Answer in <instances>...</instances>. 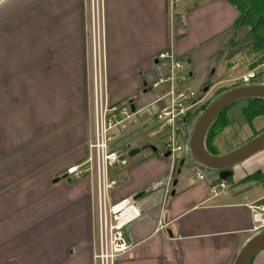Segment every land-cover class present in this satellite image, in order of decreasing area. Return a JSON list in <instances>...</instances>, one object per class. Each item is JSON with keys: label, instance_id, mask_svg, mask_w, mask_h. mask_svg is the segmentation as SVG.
I'll return each instance as SVG.
<instances>
[{"label": "crops", "instance_id": "crops-1", "mask_svg": "<svg viewBox=\"0 0 264 264\" xmlns=\"http://www.w3.org/2000/svg\"><path fill=\"white\" fill-rule=\"evenodd\" d=\"M100 1L109 102L132 100L136 110L156 96L150 87L165 71L157 60L159 54L173 53L187 68L191 81L203 83L213 78L239 18L237 9L226 0ZM0 6L1 45L4 39H8L6 43L15 40L5 50H20L8 55L1 51V89L7 86L5 81L2 84L3 72H19L23 66L34 71L42 66L41 72H50L60 63L53 61L56 51L74 44L82 71L84 65L86 93L84 0H0ZM39 59L43 61L38 63ZM81 116L75 135L69 132L64 138H43L33 144L25 159L15 152L18 158L13 161L18 163L1 164L0 264H22L17 261L21 254L10 245L15 240L37 243L36 249L44 250L43 260L32 264H83L85 257L92 264V181L65 175L67 168L81 164L89 155L90 100ZM43 126L41 123V131L30 137L31 143L43 135ZM41 146L44 148L37 151ZM134 146L140 151L129 157L126 168L116 170L119 185L110 199L117 202L144 194L136 200L140 217L123 231L130 248L114 264H233L241 247L255 234L250 206L264 204V182L258 184L264 176L251 178L256 170L238 178L236 184L226 181L233 187L213 195L209 185L217 180L197 181L190 163L195 172H199L198 166L188 152L176 163L175 158L163 157L157 139L139 138ZM261 160L263 170L264 153ZM56 179L59 181L53 183ZM155 182L162 186L149 190ZM241 183L248 184L243 192ZM249 264H264V249Z\"/></svg>", "mask_w": 264, "mask_h": 264}, {"label": "rangeland", "instance_id": "rangeland-1", "mask_svg": "<svg viewBox=\"0 0 264 264\" xmlns=\"http://www.w3.org/2000/svg\"><path fill=\"white\" fill-rule=\"evenodd\" d=\"M92 2L90 0H84V12L86 20V80L84 91V65L82 71V64L76 51L74 44L66 46L56 51L52 56L53 61H60L55 64L54 69L50 72H41L45 67L39 66L38 71L27 70L28 66H23V69L19 72L4 73L2 76L5 78L4 88L1 89V51H4L5 55H8L12 50H5V47L11 46L15 40L4 39L1 45V6H0V123H1V160L0 166L4 163L14 162L16 153H20L23 159H25L30 153L33 144L40 142L43 138H57L65 135L66 133L73 134L77 133L76 127L81 119L82 111L88 109V103L90 100L93 103V77L94 74H100L102 79L101 89L105 90L108 94V82L106 78L107 66L103 61L101 64L94 63V55L97 59V54H100L101 60L104 56L103 48V33H102V22H103V10L98 11L99 17L92 16ZM4 26V24H3ZM99 27L100 29H97ZM94 29V30H92ZM247 28L238 29L236 39L233 44L230 45V49L224 56H228L226 60L221 61L216 67V73L211 80L213 92L220 93L234 86L240 85L238 81L240 78L250 71L251 57L246 46L249 42L239 43L237 40H242L246 33ZM42 39L41 41H43ZM238 43V44H237ZM19 49L13 50L12 52L19 53ZM42 50L39 48L38 53ZM4 53L2 55H4ZM224 52L221 53L222 57ZM173 54V53H172ZM173 56H175L173 54ZM44 58V56L41 55ZM224 58V57H223ZM42 59L38 60L42 62ZM264 64V59L261 60ZM183 67L187 70V68ZM56 70V71H55ZM260 70V69H259ZM258 70V71H259ZM37 75L36 80H32ZM42 77H46L45 81ZM70 77L69 81H58L59 78ZM20 78V79H18ZM7 79H10L6 82ZM24 79V80H21ZM32 80V82H30ZM188 87L195 93L199 94L203 99H209L214 97V93H208L206 96L200 94L203 92V86L201 82L196 79L189 81ZM115 93V91H114ZM212 96V97H211ZM209 101V100H208ZM207 101V102H208ZM210 102V101H209ZM244 107L240 104H234L225 110L224 115L219 117L218 123L215 128H211L210 138L215 148L216 153L224 155L250 139L256 136L258 133L264 131V115L254 117L250 123L245 121V115L243 113ZM93 110V109H92ZM261 114H263L264 108H261ZM222 113V114H223ZM43 123L42 128L43 135L37 136V139L30 142V137L39 130L40 124ZM66 125L65 129H59L61 124ZM191 123V117L187 120L185 126L181 129L188 131ZM30 126V127H29ZM36 126H38L36 128ZM213 127V126H212ZM61 128V127H60ZM184 131V132H185ZM190 131V130H189ZM207 133V134H208ZM63 137V136H62ZM58 138L61 140L63 138ZM52 139V140H53ZM29 141V142H28ZM51 141V140H50ZM49 141V142H50ZM187 143V142H186ZM52 144V142H51ZM184 145V143L182 142ZM44 148L41 146L37 151ZM20 149V150H18ZM22 151H27L21 153ZM36 151V152H37ZM16 152V153H15ZM44 152V151H42ZM41 153V152H40ZM264 150L248 160L232 167L229 171L231 172L230 179L227 183L233 185L238 178H245L254 171L262 169L261 156ZM34 154V153H32ZM31 154H29L30 156ZM26 156V157H25ZM178 159L185 157L183 151L175 154ZM176 159V163L179 160ZM10 160V161H9ZM178 160V161H177ZM15 161L13 164L18 163ZM187 163V162H186ZM11 164L9 167H11ZM185 165V164H184ZM191 174H194V167L190 163ZM197 170L204 176L205 182L219 180L218 176L220 173L215 171H209L204 168H197ZM214 183V182H213ZM119 185V184H118ZM241 185L240 192L246 190L247 183L238 184ZM229 186V185H228ZM233 186H229L227 190H230ZM262 188V187H261ZM261 188L257 189L259 194ZM263 190V188H262ZM94 193V183L92 181V194ZM92 200V199H91ZM92 209L94 214V203L92 201ZM94 231V227H93ZM94 238V236H93ZM93 240V246H94ZM34 242L25 240L10 241L12 247L15 246L14 250H17L21 254L20 259L22 264H32L34 261L43 260L41 254L44 252L39 248L36 249L37 243H34L32 247L30 244ZM2 244V242H1ZM42 252V253H41ZM94 255V250H93ZM87 257L84 258L83 264H90ZM92 264H96L93 258Z\"/></svg>", "mask_w": 264, "mask_h": 264}, {"label": "built area", "instance_id": "built-area-1", "mask_svg": "<svg viewBox=\"0 0 264 264\" xmlns=\"http://www.w3.org/2000/svg\"><path fill=\"white\" fill-rule=\"evenodd\" d=\"M90 1L93 19L96 16L98 20L101 1ZM157 60L165 71L152 83L150 88L156 96L143 109L133 108L132 100L110 103L107 92L101 89L100 74L95 73L93 77L92 132L87 142L89 155L81 164L67 168L65 175L74 180L88 178L94 183L91 197L94 203L93 258L96 264H114L117 258L129 250L123 231L140 217L133 197H125L117 202L110 199L119 184L114 178L115 172L127 167L129 153L135 149L134 142L139 138L148 141L157 139L162 153H169L171 159H178L175 154L186 152L187 144L182 137H178L177 130L180 129L183 134L181 129L187 120L197 116L202 106L203 98L188 87L191 77L183 67V62L171 52L159 54ZM93 61L101 64L99 53L97 59L94 55ZM238 81L241 84L264 82V64L250 70ZM262 174L264 176V169ZM194 177L199 182L205 181L200 172H195ZM170 180L168 178L167 184ZM161 186V182H155L148 189L155 190ZM228 188L226 182L218 181L209 185V192L216 195ZM250 211L252 231H264V204L250 206Z\"/></svg>", "mask_w": 264, "mask_h": 264}, {"label": "water", "instance_id": "water-1", "mask_svg": "<svg viewBox=\"0 0 264 264\" xmlns=\"http://www.w3.org/2000/svg\"><path fill=\"white\" fill-rule=\"evenodd\" d=\"M244 100H263L264 84H240L229 88L218 94L202 111H200L191 126L187 139V152L194 164L202 168L220 173L219 180L226 181L231 176L229 171L232 167L248 160L254 155L264 150V131L253 137L240 147L224 154L211 155L204 145L205 137L212 128L219 116L232 105ZM152 152L156 148L149 147ZM139 149H134L129 153L133 157L139 153ZM169 153L163 154L164 158H169ZM183 164V161H181ZM59 179L53 181L57 183ZM143 192L133 197L138 200L143 196ZM173 195V194H172ZM264 249V231L255 233L239 250L233 264H249L254 256Z\"/></svg>", "mask_w": 264, "mask_h": 264}, {"label": "trees", "instance_id": "trees-1", "mask_svg": "<svg viewBox=\"0 0 264 264\" xmlns=\"http://www.w3.org/2000/svg\"><path fill=\"white\" fill-rule=\"evenodd\" d=\"M226 1L229 2L231 5H233L239 12V18L237 19L232 29L233 37L231 36L232 38L229 40V45L233 44V42L235 41L238 29H242V28L248 29L245 37L242 40L239 41L237 40V42L239 43L249 42L246 49L249 51L247 52L249 54V57H251V67L249 68L251 70L257 64H259L261 60L264 59V0H226ZM229 45L227 44L226 47H228ZM209 103L210 102L208 101L205 104H203L200 107L199 111H202ZM240 103L244 107L242 110L244 115L246 116L245 121L247 120V123H250V121L253 120L254 117L264 115V111L263 114H261V110H260L261 108H264L263 100H244L236 104H240ZM224 113L221 114L220 116L224 115ZM195 118L196 116H194L191 119V123H189L190 127L194 123ZM218 120L219 118L214 122L212 129L216 127ZM190 129L191 128H189V130ZM189 130L185 131L184 129L183 134L180 132V129L177 130L178 137H182V139H184L187 142ZM210 134H212V132L208 133L205 137V141H204L205 149L211 155H219L218 153H216L215 148L211 142L212 139L209 137ZM197 166L198 168H202L200 165ZM258 174L263 175L262 170L254 173L251 176V178L256 177V175ZM263 182H264L263 180L259 181L258 184Z\"/></svg>", "mask_w": 264, "mask_h": 264}, {"label": "flooded vegetation", "instance_id": "flooded-vegetation-1", "mask_svg": "<svg viewBox=\"0 0 264 264\" xmlns=\"http://www.w3.org/2000/svg\"><path fill=\"white\" fill-rule=\"evenodd\" d=\"M229 49H230V45L228 47H226L225 50L223 51L224 53H223L221 59H223V60H226L227 59L228 56H226V55L224 56V54L227 53ZM211 80H212V77H210L209 79H207V81H205V82L202 83V86H203L204 89H203V92H201L200 94H202L203 96L204 95L206 96L208 93H211L212 92V94H213L215 92V91L213 92L214 89L212 87ZM217 94L218 93L215 92L214 93V97L213 98H209L208 100L211 102L215 98V96ZM208 100L207 99L206 100L203 99L202 105L205 104Z\"/></svg>", "mask_w": 264, "mask_h": 264}, {"label": "bare ground", "instance_id": "bare-ground-1", "mask_svg": "<svg viewBox=\"0 0 264 264\" xmlns=\"http://www.w3.org/2000/svg\"><path fill=\"white\" fill-rule=\"evenodd\" d=\"M260 64H263V63H259L257 64L253 69H255L256 67H258ZM252 70V69H251ZM189 73V72H188ZM191 77V76H190ZM252 83H255V84H264V82H261V81H252V82H249V83H246V84H252ZM187 152V151H186ZM185 152V153H186Z\"/></svg>", "mask_w": 264, "mask_h": 264}]
</instances>
